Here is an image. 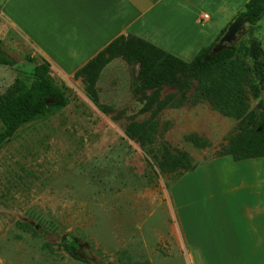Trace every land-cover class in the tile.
I'll list each match as a JSON object with an SVG mask.
<instances>
[{
  "label": "rangeland",
  "instance_id": "1",
  "mask_svg": "<svg viewBox=\"0 0 264 264\" xmlns=\"http://www.w3.org/2000/svg\"><path fill=\"white\" fill-rule=\"evenodd\" d=\"M255 39L264 49V16L237 42L249 66ZM0 44L16 59L0 64L2 94L17 77L30 79L40 61L1 13ZM139 70L138 62L116 57L93 89L51 71L66 103L0 146V264H189L174 246L175 197L184 175L161 169L160 150L184 153L189 165L217 157L250 122L243 123L244 115L264 113V77L256 90L244 86L243 107L240 100L222 102V90L212 85L220 77L214 68L191 75L184 92L171 84L142 88ZM151 94L168 104L154 119L156 141L145 148L127 128L158 108L154 102L145 109ZM214 103H226L227 111Z\"/></svg>",
  "mask_w": 264,
  "mask_h": 264
},
{
  "label": "crops",
  "instance_id": "2",
  "mask_svg": "<svg viewBox=\"0 0 264 264\" xmlns=\"http://www.w3.org/2000/svg\"><path fill=\"white\" fill-rule=\"evenodd\" d=\"M249 0H0L34 56L75 77L121 35L191 61ZM209 18L203 20V15ZM174 246L189 264H264V156L213 157L183 174ZM186 254V255H185Z\"/></svg>",
  "mask_w": 264,
  "mask_h": 264
},
{
  "label": "trees",
  "instance_id": "3",
  "mask_svg": "<svg viewBox=\"0 0 264 264\" xmlns=\"http://www.w3.org/2000/svg\"><path fill=\"white\" fill-rule=\"evenodd\" d=\"M238 15L244 16L250 25L256 24L264 16V0H249L245 9ZM227 26L210 46L201 49L191 61L184 60L135 35H121L78 69L75 78L82 79L90 89H93L104 67L114 58L122 57L127 61L139 63L142 88L157 90L166 84H171L183 91L189 87L188 79L191 75L214 68L220 77L216 78L212 85L222 90L219 94L222 102L228 100L233 105L240 100L243 101V107H246L247 103H244L246 89L256 90L260 83L258 78L264 77V49L260 41L256 39L252 41L246 53L253 60L251 66L240 60L241 54L237 44L231 49L210 55L211 48L223 35ZM0 64H16V59L9 56L2 49L1 44ZM51 71L50 62L44 60L34 67L30 79L17 77L14 83L0 94V122L2 123L0 146L11 140L23 125L43 116L50 108L62 107L66 103V94L54 82ZM210 87V85L206 86V96H209L212 91ZM147 97L145 109L149 110L154 102L158 103V108L148 120L143 122L132 120L127 128L128 135L136 138L145 148L156 141L154 119L168 104L167 99L159 100L158 94ZM209 101L213 102L210 98ZM214 104L221 110L227 111L226 103L224 106ZM237 106L240 111V105ZM248 120L250 122L241 126V132L238 135L229 138V144L218 156L231 155L235 160L264 156V113L258 117L254 111H250L242 119L243 123ZM252 122H255V126H250ZM160 152H162L160 166L163 171L177 172V176H182L197 166L186 164L188 157L182 152H174L165 146Z\"/></svg>",
  "mask_w": 264,
  "mask_h": 264
},
{
  "label": "water",
  "instance_id": "4",
  "mask_svg": "<svg viewBox=\"0 0 264 264\" xmlns=\"http://www.w3.org/2000/svg\"><path fill=\"white\" fill-rule=\"evenodd\" d=\"M250 24L242 15H237L227 26L223 35L213 45L210 55L222 52L225 49L233 48L240 38L248 31Z\"/></svg>",
  "mask_w": 264,
  "mask_h": 264
},
{
  "label": "built area",
  "instance_id": "5",
  "mask_svg": "<svg viewBox=\"0 0 264 264\" xmlns=\"http://www.w3.org/2000/svg\"><path fill=\"white\" fill-rule=\"evenodd\" d=\"M208 18H209L208 14L203 15V20L208 19Z\"/></svg>",
  "mask_w": 264,
  "mask_h": 264
}]
</instances>
